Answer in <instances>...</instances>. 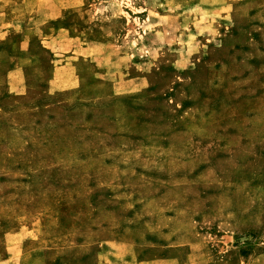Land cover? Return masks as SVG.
Instances as JSON below:
<instances>
[{
	"label": "rangeland",
	"instance_id": "rangeland-1",
	"mask_svg": "<svg viewBox=\"0 0 264 264\" xmlns=\"http://www.w3.org/2000/svg\"><path fill=\"white\" fill-rule=\"evenodd\" d=\"M262 258L264 0H0V264Z\"/></svg>",
	"mask_w": 264,
	"mask_h": 264
},
{
	"label": "crops",
	"instance_id": "crops-1",
	"mask_svg": "<svg viewBox=\"0 0 264 264\" xmlns=\"http://www.w3.org/2000/svg\"><path fill=\"white\" fill-rule=\"evenodd\" d=\"M257 260H258V258H257ZM260 260H263L262 262L264 263V259H263V258H262V259H260ZM255 261H256V259H255ZM255 261H254V262H255ZM250 262H251V261H250ZM249 264H251V263H249ZM252 264H253V263H252Z\"/></svg>",
	"mask_w": 264,
	"mask_h": 264
}]
</instances>
